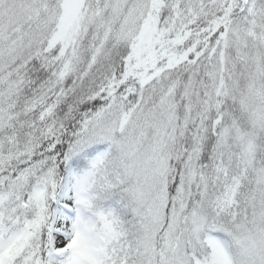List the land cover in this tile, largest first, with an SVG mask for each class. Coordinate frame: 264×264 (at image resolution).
I'll list each match as a JSON object with an SVG mask.
<instances>
[{
    "label": "snow or ice",
    "instance_id": "obj_1",
    "mask_svg": "<svg viewBox=\"0 0 264 264\" xmlns=\"http://www.w3.org/2000/svg\"><path fill=\"white\" fill-rule=\"evenodd\" d=\"M0 264H264V0H0Z\"/></svg>",
    "mask_w": 264,
    "mask_h": 264
}]
</instances>
